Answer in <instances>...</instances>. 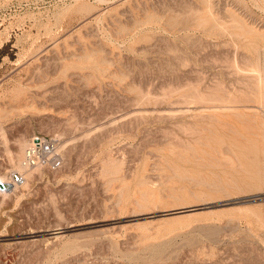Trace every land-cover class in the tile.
<instances>
[{"label": "rangeland", "instance_id": "obj_1", "mask_svg": "<svg viewBox=\"0 0 264 264\" xmlns=\"http://www.w3.org/2000/svg\"><path fill=\"white\" fill-rule=\"evenodd\" d=\"M12 171L0 264H264V0H0Z\"/></svg>", "mask_w": 264, "mask_h": 264}, {"label": "built area", "instance_id": "obj_2", "mask_svg": "<svg viewBox=\"0 0 264 264\" xmlns=\"http://www.w3.org/2000/svg\"><path fill=\"white\" fill-rule=\"evenodd\" d=\"M24 164L27 167L59 168L61 158L57 153L56 139L48 135H32L24 152ZM9 181L12 186H21L25 182V177L21 172L12 171L9 175ZM4 184L0 182V189H5L1 187Z\"/></svg>", "mask_w": 264, "mask_h": 264}, {"label": "bare ground", "instance_id": "obj_3", "mask_svg": "<svg viewBox=\"0 0 264 264\" xmlns=\"http://www.w3.org/2000/svg\"><path fill=\"white\" fill-rule=\"evenodd\" d=\"M263 92V91H262ZM26 143V142H25ZM24 143V144H25ZM20 144V143H19ZM26 145V144H25ZM27 146H28V144H27ZM20 147V146H19ZM21 150V149H20ZM12 158V157H11ZM14 158V157H13ZM15 160H17V159H15ZM19 160V159H18ZM21 162V161H20ZM16 167H17V165H16ZM36 167H38V166H36ZM35 167V168H36ZM26 168H30V167H27L25 164H24V162L22 161L20 164H19V167H18V169L17 170H19V171H21L22 169L24 170V169H26ZM36 170V169H35ZM25 177V176H24ZM0 182L1 183H5V184H9L10 185V188H8V189H0V191H1V193L3 194H10V193H12L14 190L16 191L17 189H16V187L17 186H12V184L10 183V181H9V179L8 178H6V177H3L1 180H0ZM25 182H26V178H25ZM24 182V183H25ZM23 183V184H24ZM22 184V185H23ZM14 191V192H15ZM13 194V193H12ZM58 237V236H57Z\"/></svg>", "mask_w": 264, "mask_h": 264}, {"label": "water", "instance_id": "obj_4", "mask_svg": "<svg viewBox=\"0 0 264 264\" xmlns=\"http://www.w3.org/2000/svg\"><path fill=\"white\" fill-rule=\"evenodd\" d=\"M1 187H4L6 189L10 188V185L9 184H4V185H1Z\"/></svg>", "mask_w": 264, "mask_h": 264}]
</instances>
